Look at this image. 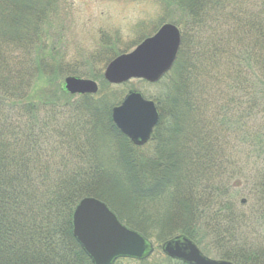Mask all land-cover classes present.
Returning <instances> with one entry per match:
<instances>
[{
  "label": "trees",
  "instance_id": "obj_1",
  "mask_svg": "<svg viewBox=\"0 0 264 264\" xmlns=\"http://www.w3.org/2000/svg\"><path fill=\"white\" fill-rule=\"evenodd\" d=\"M151 1L163 8L161 25L181 30L182 43L160 82L165 91L155 98L160 120L150 152L110 126L121 171L113 176L125 181L135 220L117 212L102 189L88 188L108 168L92 128L100 118L110 125L112 108L100 101L84 110L86 99L101 97L73 103L63 89L60 78L69 73L60 16L67 11L57 0L40 6L0 0V264H93L72 233L74 210L88 197L148 239L155 222L164 233L160 241L185 236L222 260L264 264V245L249 237L255 217L264 222V178L254 198L257 212L249 215L239 208L233 171L222 164L231 152L228 138L240 135L242 123L230 106L243 96L254 109L258 92L247 84L264 79V0ZM103 47L106 53L112 42ZM149 204L157 211L150 217ZM162 257L154 264H183Z\"/></svg>",
  "mask_w": 264,
  "mask_h": 264
},
{
  "label": "rangeland",
  "instance_id": "obj_2",
  "mask_svg": "<svg viewBox=\"0 0 264 264\" xmlns=\"http://www.w3.org/2000/svg\"><path fill=\"white\" fill-rule=\"evenodd\" d=\"M57 1L60 3L61 8L67 11H63L60 16V26L64 28L63 36H65V41L61 48L66 52L63 67L69 73L65 75L63 73L64 76L60 78L64 91L69 95L65 89L64 82L67 77L73 76L81 79H91L87 78V74H97L95 78H92L99 85V92L94 96L95 98L99 96L102 100L94 102L91 98L86 99L84 98L85 96L76 95L72 101L73 103H79L81 100L84 101L86 99L89 105L84 110L87 111L90 109V106L94 108L95 103H99L100 101L101 104L105 103L104 109L107 106L112 108L110 125L109 121L106 124L104 118H102V121L100 118L97 121V125L92 128L93 132L99 133V143H101L99 148L101 149V154H104V158L108 159V168L104 170V176L100 173L99 179L95 178L96 182L89 184L88 188L94 187L97 194L104 192L102 196L112 203L117 212L125 214V217L133 216L137 220L138 217L135 213L136 205L134 202L128 201L131 197L124 193L126 190L123 188L125 181L121 178V175L113 176L114 174L119 175L121 173L120 161L117 160L119 159L116 148L117 141L113 137V132H110L111 123L115 126L112 119L113 109L123 103L129 92L141 93L146 100L153 101L157 107L155 98H159L165 90L160 83L149 84L137 80L118 86L110 85L105 82L104 73L108 64L118 57V55L115 56L116 54L120 53L119 55H121L126 50H129L130 53L143 38L145 40L157 32L162 26L163 8L159 3L151 0ZM35 3L39 6L48 4L47 0H35ZM37 5L35 6L39 7ZM107 41H111L113 46L111 50H107L108 56L103 51L104 43ZM101 52L102 56L98 58L97 56ZM89 59L92 61L87 65ZM103 82H105L104 90L102 89ZM249 85L252 88H256L258 92V97L257 95L252 97L256 100L254 104H257V106L253 109L248 104L249 99L243 98V96L242 98L237 97L236 101L241 102V104L246 102V106L241 104L239 106L233 104L230 106L231 110L236 109L240 113L242 123L237 127L240 135L228 138V141L231 143V152L227 155L228 159H224L222 164L226 172L233 171L234 184L238 183L235 190L240 195L239 203L242 201L244 204V207L239 204V208H244L243 210L250 215L253 210L254 213L257 212L258 206L254 198L256 197V193H259L258 187L260 185L258 184H260V179L261 177L264 178V79L263 77L258 78L253 83L249 82L247 86ZM101 89L103 92H101ZM235 104L237 103L235 102ZM102 112L103 110L97 111L95 114H101ZM115 128L121 135L123 134L116 126ZM87 131L89 132V129ZM123 136L125 135L123 134ZM125 137L128 138L127 136ZM154 145V143L150 142L144 148V151L150 152V149ZM106 171H108V174L105 177ZM101 189L102 192L100 191ZM153 206L160 207V204ZM133 210L134 213L132 215L131 212ZM155 212L157 211H153L152 205L149 204L145 215L148 214L150 217V214ZM261 216L255 217L257 220L250 229L253 235L251 234L249 237L256 245H264V224H262L264 222L261 220L259 222ZM147 221L151 222L153 220L149 218ZM173 230H176V227ZM150 231L151 237H149V240L155 245L156 251L150 259L142 261L146 262L145 264L149 262L154 264L158 260L163 261L162 245L170 238L164 236L165 238H161V241L159 240V236L164 233L161 228L158 229V225L155 222L151 226ZM199 248L210 259H221L215 255L210 247L207 250L206 247L205 249ZM210 251L212 253H209ZM116 264L143 263L132 260H120Z\"/></svg>",
  "mask_w": 264,
  "mask_h": 264
},
{
  "label": "water",
  "instance_id": "obj_3",
  "mask_svg": "<svg viewBox=\"0 0 264 264\" xmlns=\"http://www.w3.org/2000/svg\"><path fill=\"white\" fill-rule=\"evenodd\" d=\"M181 43L180 29L174 24H165L133 51L115 58L106 67L104 79L110 85L131 80L158 83L174 67ZM64 82L66 91L73 96L96 95L99 91V85L93 80L70 76ZM112 119L135 146L141 147L150 141L159 113L153 101L130 92L113 109ZM72 233L93 264H115L120 259L144 261L154 253L153 244L143 234L125 226L107 204L95 198H84L75 208ZM162 251L185 264H234L206 257L184 236L166 241Z\"/></svg>",
  "mask_w": 264,
  "mask_h": 264
}]
</instances>
